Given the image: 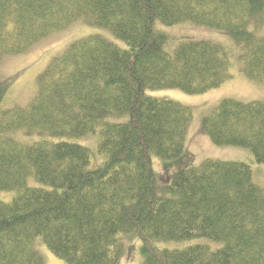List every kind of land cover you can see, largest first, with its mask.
Here are the masks:
<instances>
[{
	"label": "trees",
	"instance_id": "trees-1",
	"mask_svg": "<svg viewBox=\"0 0 264 264\" xmlns=\"http://www.w3.org/2000/svg\"><path fill=\"white\" fill-rule=\"evenodd\" d=\"M75 21L125 47L98 34L76 39L25 105L0 108V190L16 192L0 200V264H44L37 238L66 264H120L131 238L139 264H264V189L251 166L205 158L156 173L153 157L183 164L192 109L147 93L201 94L232 77V52L212 39L166 50L156 24L185 21L226 35L241 73L264 81V0H0V64ZM15 77L0 75V105ZM200 131L264 164V100L224 98ZM89 135L95 150L76 142ZM202 237L223 245H157Z\"/></svg>",
	"mask_w": 264,
	"mask_h": 264
},
{
	"label": "rangeland",
	"instance_id": "rangeland-1",
	"mask_svg": "<svg viewBox=\"0 0 264 264\" xmlns=\"http://www.w3.org/2000/svg\"><path fill=\"white\" fill-rule=\"evenodd\" d=\"M156 28L166 32L170 36L171 39L165 46L168 52H172L175 46L181 41L203 38L212 39L215 42L221 43L227 50L232 52V64L230 68L232 77L217 88L194 95L186 94L179 89L147 91L151 96L165 97L189 106L192 109V118L188 124L185 140V151L187 154L182 159L183 164L178 165L176 164L177 161H167L153 157L152 164L156 173L171 177L180 167L198 166L205 158L221 161H241L251 166L253 181L264 189V164L257 163L248 149L236 146L215 145L206 134L200 131L202 116L224 98H233L242 102L264 100V81L259 83L254 82L241 73L239 69L240 64L236 59L238 51L234 47L232 41L221 32L188 21L172 26L156 24ZM94 34L103 36L119 47H125V43L115 38L109 30L89 26L81 21H75L62 31L55 32L40 40L28 51L22 54L4 57L0 64L1 77L5 80L10 79L13 75L17 77L10 80L11 82L8 84L6 97L1 103L0 108L25 105L35 94L37 77L45 69L50 59L60 54L65 46L72 41ZM96 138V135H89L76 139V142L95 150ZM34 139L36 138H20V140L25 142H31ZM29 184L38 185V183L32 179L29 180ZM15 194V191L0 190V200L5 202L10 201ZM140 244L141 242L138 238L125 240V254L121 258L120 264H139ZM193 244L206 245L211 250L218 249L223 245L222 242L213 241L204 237L181 242L171 241L168 243H157L159 247L178 249ZM34 246L43 257L44 264H66L63 260L52 254L38 238L34 241Z\"/></svg>",
	"mask_w": 264,
	"mask_h": 264
},
{
	"label": "bare ground",
	"instance_id": "bare-ground-1",
	"mask_svg": "<svg viewBox=\"0 0 264 264\" xmlns=\"http://www.w3.org/2000/svg\"><path fill=\"white\" fill-rule=\"evenodd\" d=\"M167 39H168V40H167V42H168V41L171 39V38H170V36H169V37H167ZM166 44H167V43H166ZM262 82H263V81H262Z\"/></svg>",
	"mask_w": 264,
	"mask_h": 264
}]
</instances>
